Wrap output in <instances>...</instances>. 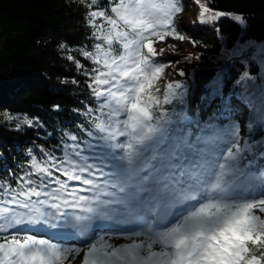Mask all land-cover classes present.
Segmentation results:
<instances>
[{
    "label": "snow or ice",
    "instance_id": "1",
    "mask_svg": "<svg viewBox=\"0 0 264 264\" xmlns=\"http://www.w3.org/2000/svg\"><path fill=\"white\" fill-rule=\"evenodd\" d=\"M196 2L201 23L225 15ZM181 11V0H111L88 12L99 43L82 50L95 65L87 139L65 133L59 157L31 156L14 185L0 184V264H264V144L242 145L239 125L165 107L184 103L186 85L161 90L164 49L154 44H195L174 27ZM215 94L210 87L206 101Z\"/></svg>",
    "mask_w": 264,
    "mask_h": 264
},
{
    "label": "trees",
    "instance_id": "2",
    "mask_svg": "<svg viewBox=\"0 0 264 264\" xmlns=\"http://www.w3.org/2000/svg\"><path fill=\"white\" fill-rule=\"evenodd\" d=\"M200 2L225 15L215 29L203 23L175 27L178 16L188 12V1L181 0L174 27L195 40L183 57L199 59H186L195 75L185 84L184 103L165 107L169 112L183 109L202 123L211 119L220 127L239 125L244 142L264 144V115L259 111L264 95V0ZM110 3L100 0V7L93 8L81 0H0V184L14 185L29 170L31 156L59 157L65 133L87 139L81 128L89 127L87 109L97 106L88 87L95 65L82 50L93 51L99 43L87 14ZM232 15L242 16L244 23ZM97 23L104 22L98 18ZM178 55L156 59L168 66ZM159 83L163 90L164 81ZM210 87L216 94L206 101ZM233 87L236 92L231 94Z\"/></svg>",
    "mask_w": 264,
    "mask_h": 264
},
{
    "label": "rangeland",
    "instance_id": "3",
    "mask_svg": "<svg viewBox=\"0 0 264 264\" xmlns=\"http://www.w3.org/2000/svg\"><path fill=\"white\" fill-rule=\"evenodd\" d=\"M187 1H188V12L178 16L175 27H183L186 29H191L193 25L201 23L199 20L200 9L196 1L195 0H187ZM218 19L215 22L207 23V24L203 23V24H205L210 29H215ZM182 35L188 37V35L186 34H182ZM49 41L50 38L46 37L45 42L48 43ZM211 46L213 48L218 47L216 42H213ZM154 47L157 49L158 52L160 49H164L163 54L159 55L160 57L168 58V57H172L173 55L180 54V56L179 55L176 56L174 62L170 63L168 66H165V70L162 77L164 83L169 81H175V82H181L182 84H187L188 82L193 81V77L195 75L194 74L195 68L187 62L185 57H183L184 53H189L191 51V42L189 40L186 39L184 41H179V42H172V41L156 42L154 44ZM181 71H183L184 75L179 74ZM235 92H236V88L233 87L231 94H234ZM240 142L241 144L244 142V138L241 134H240ZM128 226H124V227H128ZM100 234H104V232H101ZM115 234L117 236L121 235L120 233H113L112 231L109 232L110 236H113ZM124 235H126V233ZM124 242L125 241L122 238H120L119 240L116 239L115 241L116 244H120ZM79 246H81V243L78 242H76L75 244L68 243L64 245V247H79ZM78 260L79 258H77L75 262Z\"/></svg>",
    "mask_w": 264,
    "mask_h": 264
},
{
    "label": "bare ground",
    "instance_id": "4",
    "mask_svg": "<svg viewBox=\"0 0 264 264\" xmlns=\"http://www.w3.org/2000/svg\"><path fill=\"white\" fill-rule=\"evenodd\" d=\"M37 234L42 235V233H37ZM44 237L46 238L47 236H44ZM69 238L70 236H63L62 239L58 240V237H54L53 242L59 243L62 246H64L69 243V240H68ZM75 264H80V259L76 261Z\"/></svg>",
    "mask_w": 264,
    "mask_h": 264
}]
</instances>
